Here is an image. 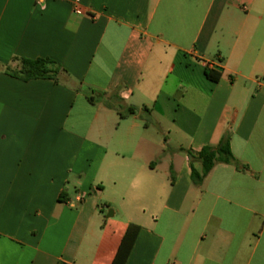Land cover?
I'll return each mask as SVG.
<instances>
[{
	"label": "crops",
	"instance_id": "crops-1",
	"mask_svg": "<svg viewBox=\"0 0 264 264\" xmlns=\"http://www.w3.org/2000/svg\"><path fill=\"white\" fill-rule=\"evenodd\" d=\"M129 224L124 264H264V0H0V264H111Z\"/></svg>",
	"mask_w": 264,
	"mask_h": 264
},
{
	"label": "trees",
	"instance_id": "trees-1",
	"mask_svg": "<svg viewBox=\"0 0 264 264\" xmlns=\"http://www.w3.org/2000/svg\"><path fill=\"white\" fill-rule=\"evenodd\" d=\"M6 71L22 80H29L45 77L55 78L64 70L59 63L50 58H20L18 68H6ZM204 75L212 82H217L221 77V73L219 71H214L210 68L204 69ZM129 112H133L132 107L129 108ZM185 153L189 160L191 167V180L194 184H200L214 164L218 162L233 164L235 166L239 165L231 153L228 134H225L216 146L205 145L197 152L188 148L185 149ZM193 161H197L199 163V169L194 167ZM137 229V225L129 224L111 264H124L126 256L135 238Z\"/></svg>",
	"mask_w": 264,
	"mask_h": 264
},
{
	"label": "built area",
	"instance_id": "built-area-1",
	"mask_svg": "<svg viewBox=\"0 0 264 264\" xmlns=\"http://www.w3.org/2000/svg\"><path fill=\"white\" fill-rule=\"evenodd\" d=\"M73 11H75L77 13L80 12V9H79V7L76 4L73 5ZM208 66H211V65L208 63ZM80 200H81V197H78L77 201H80Z\"/></svg>",
	"mask_w": 264,
	"mask_h": 264
},
{
	"label": "rangeland",
	"instance_id": "rangeland-1",
	"mask_svg": "<svg viewBox=\"0 0 264 264\" xmlns=\"http://www.w3.org/2000/svg\"><path fill=\"white\" fill-rule=\"evenodd\" d=\"M104 208H105V207H104ZM104 214H105V215H107V214H108V212H106V211H105V213H104Z\"/></svg>",
	"mask_w": 264,
	"mask_h": 264
}]
</instances>
